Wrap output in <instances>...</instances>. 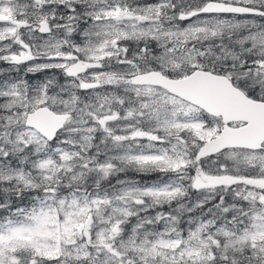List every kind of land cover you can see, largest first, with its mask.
Segmentation results:
<instances>
[{"label": "snow or ice", "instance_id": "snow-or-ice-1", "mask_svg": "<svg viewBox=\"0 0 264 264\" xmlns=\"http://www.w3.org/2000/svg\"><path fill=\"white\" fill-rule=\"evenodd\" d=\"M0 264H264V0H0Z\"/></svg>", "mask_w": 264, "mask_h": 264}]
</instances>
